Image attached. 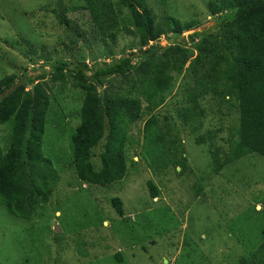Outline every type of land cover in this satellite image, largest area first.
I'll return each instance as SVG.
<instances>
[{
    "label": "rangeland",
    "instance_id": "374dc122",
    "mask_svg": "<svg viewBox=\"0 0 264 264\" xmlns=\"http://www.w3.org/2000/svg\"><path fill=\"white\" fill-rule=\"evenodd\" d=\"M145 2L158 21L172 15L200 22L179 38L168 35L158 41L163 47L184 42L193 55L179 72L168 70L173 83L160 105L147 109L148 101L140 95V118L127 128V174L107 186L83 183L71 164L70 139L80 121L81 92L71 88L70 79L64 92L53 90L67 117L56 120L60 110L53 108L41 147L58 181L48 202L30 220L9 214L0 198L1 264H237L263 240L264 158L247 155L212 175L210 149L219 148V160H224L237 124L236 107L205 93L206 88L196 109L188 99L199 92L195 77L205 71L204 67L193 71L199 37L193 40L189 35L216 31L217 17L209 15L207 0ZM84 4V0H0V78L13 72L20 76L22 71L48 78L52 65L61 60L69 67L85 62L91 74L112 57L137 52L136 38L126 27L113 42L102 38L82 10ZM59 6L71 8L67 38L65 26L53 13ZM187 108L191 112L184 121ZM151 115L157 122L146 129ZM208 131H216L215 137L196 144L195 137ZM7 133L0 126V137ZM102 143L92 151L96 170L101 167ZM178 143L186 160L183 172L169 160ZM148 180L159 190L154 199ZM115 196L123 202V217L111 205ZM117 253L121 261L116 260Z\"/></svg>",
    "mask_w": 264,
    "mask_h": 264
},
{
    "label": "trees",
    "instance_id": "16d2710c",
    "mask_svg": "<svg viewBox=\"0 0 264 264\" xmlns=\"http://www.w3.org/2000/svg\"><path fill=\"white\" fill-rule=\"evenodd\" d=\"M84 3L82 10L87 11L102 38L113 42L126 27L124 30L136 38L137 52L112 57L109 62L97 65L91 74H87L85 62L69 67L61 60L52 65L48 78L44 74L27 76L24 71L20 76L13 72L0 78V126L8 130L5 137H0V198L8 213L19 219H33L50 199L58 181L41 147L53 108L60 110L53 117L56 120L67 117L62 105L55 101L54 89L64 92L70 79L71 88L82 95L77 112L80 121L70 139L71 164L77 178L88 185L107 186L127 174L124 151L127 128L140 118V95L148 101L147 109L160 105L173 83L168 70L179 72L193 55V49L184 42L163 47L158 41L161 36L181 37L185 30L199 25L195 18L167 15L158 21L145 0H84ZM206 6L209 15L217 17L216 31L189 35L193 40L199 37L194 47L197 53L193 71L196 73L201 67L205 71L195 77L199 92L191 93L188 99L192 110L196 109L202 88H206L205 93L209 91L225 100L237 112V124L224 160H219V148L210 149L213 164L210 173L214 175L244 156L257 154L264 158V0H207ZM70 9L59 6L53 10L58 23L66 27L63 28L66 38L71 31L67 28L71 25L67 17ZM110 52L114 54L112 48ZM187 111L182 116L184 121L190 116V109ZM156 122L151 115L145 128ZM215 132L196 136V144L211 141ZM102 140L101 167L96 170L92 151ZM155 140L154 137L149 141ZM174 151L169 160L180 165L183 172L186 160L180 143ZM147 186L151 197H158L159 190L153 182L148 180ZM110 202L117 215L123 217L120 197L115 196ZM117 255L116 260L121 261ZM237 264H264V237L255 251L248 258L240 256Z\"/></svg>",
    "mask_w": 264,
    "mask_h": 264
},
{
    "label": "water",
    "instance_id": "95a60500",
    "mask_svg": "<svg viewBox=\"0 0 264 264\" xmlns=\"http://www.w3.org/2000/svg\"><path fill=\"white\" fill-rule=\"evenodd\" d=\"M31 91H33V86H31ZM100 93L103 95V91L101 90Z\"/></svg>",
    "mask_w": 264,
    "mask_h": 264
},
{
    "label": "clouds",
    "instance_id": "9594fccd",
    "mask_svg": "<svg viewBox=\"0 0 264 264\" xmlns=\"http://www.w3.org/2000/svg\"><path fill=\"white\" fill-rule=\"evenodd\" d=\"M101 91V90H100ZM103 91V90H102Z\"/></svg>",
    "mask_w": 264,
    "mask_h": 264
}]
</instances>
